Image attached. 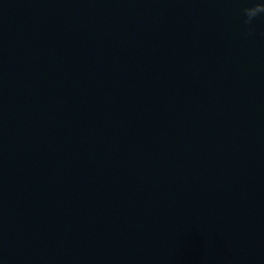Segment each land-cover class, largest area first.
I'll use <instances>...</instances> for the list:
<instances>
[{"label": "water", "instance_id": "95a60500", "mask_svg": "<svg viewBox=\"0 0 264 264\" xmlns=\"http://www.w3.org/2000/svg\"><path fill=\"white\" fill-rule=\"evenodd\" d=\"M248 2L0 0V264H264Z\"/></svg>", "mask_w": 264, "mask_h": 264}, {"label": "clouds", "instance_id": "9594fccd", "mask_svg": "<svg viewBox=\"0 0 264 264\" xmlns=\"http://www.w3.org/2000/svg\"><path fill=\"white\" fill-rule=\"evenodd\" d=\"M245 35L252 36L255 32L254 21L258 17H264V0H249L247 6L242 9Z\"/></svg>", "mask_w": 264, "mask_h": 264}]
</instances>
